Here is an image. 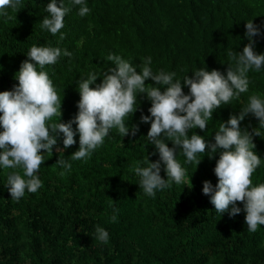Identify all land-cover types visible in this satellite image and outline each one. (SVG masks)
<instances>
[{"label": "trees", "instance_id": "16d2710c", "mask_svg": "<svg viewBox=\"0 0 264 264\" xmlns=\"http://www.w3.org/2000/svg\"><path fill=\"white\" fill-rule=\"evenodd\" d=\"M49 2L22 0L18 13L9 10L11 19L0 17V91L18 84L14 75L33 44L71 52L43 69L62 101L61 122L78 112L76 81L115 67L107 60L110 53L134 65L151 57L154 73L175 72V79L191 77L204 67L226 74L227 51L242 52L248 43L245 24L252 19L261 30L253 38L254 50L264 54V0H85L91 11L84 17L78 14L80 6L63 0L71 11L55 36L41 28ZM248 77L247 93L217 109L205 131L192 129L189 135L196 132L214 143L220 123L238 115L250 95L264 98V67ZM101 80L98 77L95 84ZM146 84L155 86L151 80ZM183 91L188 94L189 89ZM137 100L138 110L126 118L129 126L138 125L136 135L122 137L111 129L90 158L71 160L79 148L78 133L76 144L67 149L60 134L53 152L43 153L45 162L38 172L43 186L36 193L26 191L18 201L12 199L6 185L13 169L0 166V264H264V225L250 232L243 211L235 217L221 216L202 193L203 181L213 186L218 182L213 169L219 152L212 159L209 151L198 154L202 161L196 169L177 149L176 159L194 187L173 182L157 190L155 198L143 194L133 165L147 155L155 162L159 155L146 138L150 123L140 120L142 113L150 115L151 102L145 94ZM258 126L251 114L241 122L249 132ZM260 132L253 137L254 151L261 157L251 177L253 185L264 183V129ZM166 143L173 147L171 141ZM58 159L69 161L71 170L62 169ZM161 176L167 178L163 165ZM237 206L243 209L242 203ZM97 225L109 233L107 244L97 241Z\"/></svg>", "mask_w": 264, "mask_h": 264}, {"label": "clouds", "instance_id": "9594fccd", "mask_svg": "<svg viewBox=\"0 0 264 264\" xmlns=\"http://www.w3.org/2000/svg\"><path fill=\"white\" fill-rule=\"evenodd\" d=\"M71 2L80 6L78 14L81 17L90 13L85 0ZM22 8V0H0V17L11 19L9 10L18 13ZM45 11L48 15L42 19L41 28L55 36L64 27V17L71 8L66 7L63 0L59 3L50 0ZM245 29L248 43L242 52L227 51L226 74L204 67L195 70L191 77L186 75L182 80L175 79V72L159 70L154 73L151 57L134 65L120 55L110 53L107 60L115 67L100 74L89 73L87 78L76 81L80 97L78 112L68 122H61L62 101L49 74L43 69L56 64L62 54L70 57L72 53L59 47L33 44L27 52V59L21 62L14 75L18 84L11 90L0 91V128L3 129L0 131V166L13 169L6 185L11 198L18 201L26 191L36 193L43 186L38 176L45 162L43 153L53 152L60 134H63V147L67 149L76 144L78 133L79 148L71 154V160L90 158L103 145L111 129H116L122 137L129 132L135 136L138 125L129 126L126 118H131L138 110V95L145 94L151 102L150 115L142 113L140 120L150 123L146 138L155 146L159 159L152 162L147 155L133 165L143 194L155 198L157 190L170 188L173 182L189 189L194 187L191 179H185L186 168L176 159L177 149L182 150L185 163L195 164L196 169L202 161L197 158L198 154L209 151L211 155L208 157L212 159L219 152L213 169L218 182L213 186L211 181H203L202 193L210 198L214 210L221 216L228 213L235 217L243 211L248 230L256 232L258 226L264 225V183L253 185L251 179L261 165V157L254 151L253 137L261 136L260 129H264V98L259 94L250 95L238 115H230L226 122L220 123L214 143L196 132L189 135L192 129L205 131L217 109L247 93L248 73L260 72L264 67V54L254 50L256 41L253 38L261 35L260 26L250 19L246 21ZM60 39H64L62 33ZM98 77L102 80L95 84ZM148 80L155 86L146 84ZM184 87L189 89L188 94L183 91ZM249 114L259 122L251 132L241 128V122ZM56 116H59V122H51ZM166 141H171L173 147H169ZM56 163L67 171L72 168V164L64 159H58ZM162 165L166 179L161 176ZM64 174V171L60 172V175ZM237 202L243 204V209L237 206ZM112 221H116L115 215ZM95 232L98 242L108 243L109 233L104 228L97 225Z\"/></svg>", "mask_w": 264, "mask_h": 264}]
</instances>
